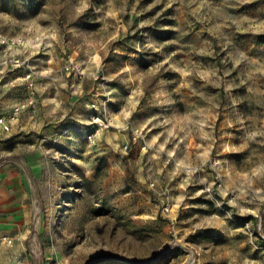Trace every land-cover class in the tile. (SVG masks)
I'll return each instance as SVG.
<instances>
[{
    "label": "rangeland",
    "instance_id": "rangeland-1",
    "mask_svg": "<svg viewBox=\"0 0 264 264\" xmlns=\"http://www.w3.org/2000/svg\"><path fill=\"white\" fill-rule=\"evenodd\" d=\"M0 175V264H264V0H0Z\"/></svg>",
    "mask_w": 264,
    "mask_h": 264
},
{
    "label": "crops",
    "instance_id": "crops-1",
    "mask_svg": "<svg viewBox=\"0 0 264 264\" xmlns=\"http://www.w3.org/2000/svg\"><path fill=\"white\" fill-rule=\"evenodd\" d=\"M9 177L0 175V235L17 231L29 217L28 203L23 201L27 189L18 186L17 180L8 188Z\"/></svg>",
    "mask_w": 264,
    "mask_h": 264
},
{
    "label": "built area",
    "instance_id": "built-area-1",
    "mask_svg": "<svg viewBox=\"0 0 264 264\" xmlns=\"http://www.w3.org/2000/svg\"><path fill=\"white\" fill-rule=\"evenodd\" d=\"M66 69H68V67H66ZM2 124L4 126V128H7V123H5L4 121H2ZM18 240L17 237V233H7V234H1L0 235V250H14L15 249V245L16 242ZM53 264H57L56 262Z\"/></svg>",
    "mask_w": 264,
    "mask_h": 264
}]
</instances>
